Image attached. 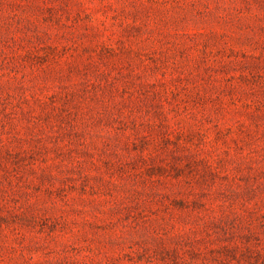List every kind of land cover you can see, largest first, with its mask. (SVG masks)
<instances>
[{"label": "rangeland", "instance_id": "rangeland-1", "mask_svg": "<svg viewBox=\"0 0 264 264\" xmlns=\"http://www.w3.org/2000/svg\"><path fill=\"white\" fill-rule=\"evenodd\" d=\"M0 264H264V0H0Z\"/></svg>", "mask_w": 264, "mask_h": 264}]
</instances>
